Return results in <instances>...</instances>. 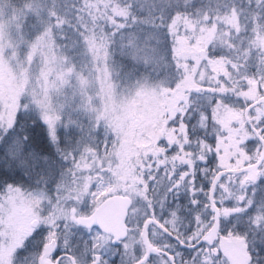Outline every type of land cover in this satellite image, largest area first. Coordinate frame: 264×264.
I'll list each match as a JSON object with an SVG mask.
<instances>
[{
	"label": "snow or ice",
	"instance_id": "snow-or-ice-1",
	"mask_svg": "<svg viewBox=\"0 0 264 264\" xmlns=\"http://www.w3.org/2000/svg\"><path fill=\"white\" fill-rule=\"evenodd\" d=\"M0 264H264V0H0Z\"/></svg>",
	"mask_w": 264,
	"mask_h": 264
}]
</instances>
